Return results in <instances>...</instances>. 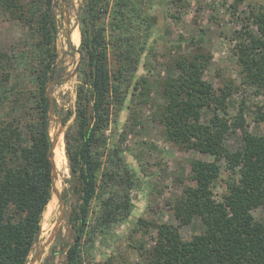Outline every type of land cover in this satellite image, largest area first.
Listing matches in <instances>:
<instances>
[{"label":"trees","instance_id":"obj_1","mask_svg":"<svg viewBox=\"0 0 264 264\" xmlns=\"http://www.w3.org/2000/svg\"><path fill=\"white\" fill-rule=\"evenodd\" d=\"M54 4L55 0H0V12L31 30L24 46H13L16 55L22 53L17 64L10 65L8 50L0 48V264L27 263L51 199L52 137L46 87L61 79ZM151 4L81 0L76 15L82 55L75 118L64 132L67 181L76 201L68 217L72 243L62 264H113L111 259L96 262L93 251L97 242L128 221L134 207L139 176L123 154V138L117 137V131L131 91L141 83L147 90V79H137L136 71L155 39L157 22L148 12ZM251 14L257 32L246 30L234 54L243 81L264 90V5L252 7ZM210 60L211 54L201 49L179 56L174 63L177 74L157 86L164 99L157 117L164 139L183 150L215 157L214 161H190V183L169 204L181 225L197 216L202 230L186 239L173 224H153L158 231L149 248L133 246L144 264H264V219L252 214L254 208L264 209V132H250L240 112L233 125L241 129L242 144L230 150L225 144L229 126L225 117L214 112L208 123L200 121L204 107L227 114L225 98L230 91L222 89L217 94L203 78ZM71 113L61 117L63 123ZM222 158L240 176L216 199L212 188ZM146 224L140 218L132 232Z\"/></svg>","mask_w":264,"mask_h":264},{"label":"rangeland","instance_id":"obj_2","mask_svg":"<svg viewBox=\"0 0 264 264\" xmlns=\"http://www.w3.org/2000/svg\"><path fill=\"white\" fill-rule=\"evenodd\" d=\"M145 1L147 4L152 3L148 12L156 16L157 22L154 28V42L144 54L136 71L137 79L141 77L147 79V90L141 83L136 90L131 91L120 113L117 131V137L123 138L121 143L123 154L137 170L139 188L128 221L117 226L114 234L109 235L106 240L97 242L93 251L96 262L111 259L113 264H144L138 249L133 246L145 244L149 248L158 231L153 224H173L186 239L202 230L201 221L197 216L189 224L181 225L169 204L181 193L183 185L190 183L188 179L190 161L192 159L214 161L215 157L198 150H183L165 140L162 125L157 120L159 107L164 103L157 86L167 76L177 74L178 70L174 63L179 56H190L197 49L211 54L203 78L212 85L217 94H221L222 89L230 91L225 98L227 114L222 113V110H214L213 106L204 107L200 112V121L208 123L214 112L225 117L229 124L224 132L225 144L230 150L240 148L242 144L241 129L233 125L240 112L250 132L254 134L264 132V120L260 118L264 117V90L243 81L244 75L234 54L236 44L246 30L257 32L256 24L252 21L251 8L264 5V0ZM80 4L81 0H68L65 4L62 0H55L54 4L59 24L56 62L57 67L61 69V79L50 84L48 90L54 104V118L61 119L63 115L72 111L64 123V132L75 118L78 71L73 77L69 75L78 54L71 50L68 39L73 48L79 49L80 39L74 44L70 34L75 27L78 28L76 15ZM30 35V27L24 26L10 14L0 12V48L3 51L8 50L10 65L22 60L20 57L22 53L16 55L13 46H24ZM10 81L14 82L13 76ZM49 118V132L53 139L59 123L56 119L50 116ZM64 132L60 135L62 140L59 146L63 161L62 169H57V182L59 179L62 188L58 189L65 200L64 219L51 243L46 246L43 254L38 256L61 208L59 200L53 196L50 199L52 200L50 207L43 212L42 229L32 246L26 264H62L65 252L72 243V229L68 217L76 197L70 182L67 181L70 175L64 150ZM218 162L221 164V172L212 188L216 199L225 194L230 181H235L240 176L239 171H232L226 166L224 158ZM252 214L257 220L264 219L262 207L254 208ZM140 218L145 220L146 226L132 232ZM53 247L56 249L54 255Z\"/></svg>","mask_w":264,"mask_h":264},{"label":"water","instance_id":"obj_3","mask_svg":"<svg viewBox=\"0 0 264 264\" xmlns=\"http://www.w3.org/2000/svg\"><path fill=\"white\" fill-rule=\"evenodd\" d=\"M64 4L66 3L63 2ZM71 50H73L74 52H76L78 54V58L76 60V63L70 73V77H73L77 74V71H78V67H79V64H80V60H81V51L80 49L78 48H73L72 46L70 47ZM55 80H52L48 83L47 87H46V94L48 95L49 99H50V107H49V116L52 118V119H56L59 123V128L57 130V132L54 134V137L52 139V145H51V148L49 149L50 152H52V193H51V198H53V196H55L60 204H61V208H60V211H59V215L54 223V226L47 238V240L42 244V248L40 250V253L38 254V256H41L46 248V246L48 244L51 243L54 235L56 234L59 226L61 225L63 219H64V213H65V200H64V197L62 196L60 190L58 189L57 187V168H56V164H55V161H54V150L56 148V146L58 145V142L60 140V135L64 132V129H65V124L62 122V120L58 117V118H54V104H53V100H52V97L49 95V85L54 83ZM116 154V153H115Z\"/></svg>","mask_w":264,"mask_h":264},{"label":"bare ground","instance_id":"obj_4","mask_svg":"<svg viewBox=\"0 0 264 264\" xmlns=\"http://www.w3.org/2000/svg\"><path fill=\"white\" fill-rule=\"evenodd\" d=\"M70 38H71V41L74 43V44H76L78 41H79V39H80V33H79V30H78V28L77 27H75L73 30H72V32H71V34H70ZM63 136V135H62ZM61 140H62V137H60V140H59V142H58V145L56 146V148H55V150H54V161H55V164H56V167H57V169H62V163H61V161H62V155H61V151H60V148H59V146H60V142H61ZM58 156V157H57ZM63 162V161H62ZM59 176V175H58ZM59 178V177H58ZM57 186H58V188L61 190L62 188H61V186H60V184H59V179H58V182H57ZM51 202H52V200H50V202L48 203V205H47V207H46V209H48L49 207H50V205H51ZM43 228H44V226H43Z\"/></svg>","mask_w":264,"mask_h":264}]
</instances>
